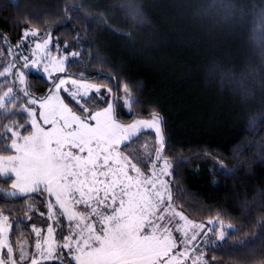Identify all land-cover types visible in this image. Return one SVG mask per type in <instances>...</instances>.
Masks as SVG:
<instances>
[{"label":"trees","instance_id":"1","mask_svg":"<svg viewBox=\"0 0 264 264\" xmlns=\"http://www.w3.org/2000/svg\"><path fill=\"white\" fill-rule=\"evenodd\" d=\"M128 2L0 0V71L16 48H27V29L77 53L66 74L111 87L118 120L153 112L162 117L160 156L171 163L174 205L190 220L219 217L243 229L228 230L223 242L206 248L207 256L219 264H264V119L250 126L264 117V0H224L242 10L232 16L207 10L214 0H132L147 17L142 25L126 16L121 5ZM79 3L84 8L69 7ZM100 16L107 24L96 22ZM12 84L11 77H0V94ZM27 84L37 97L51 88L34 71L27 72ZM125 84L139 101L130 109ZM16 103L20 111L25 98L16 96ZM11 119L26 117H0L5 124ZM127 145L124 151L143 167L141 161L161 148L153 132H142ZM10 184L0 176V187ZM43 204V195L0 193V209L12 223L11 241L32 234L30 220ZM63 255L46 264H74Z\"/></svg>","mask_w":264,"mask_h":264},{"label":"snow or ice","instance_id":"2","mask_svg":"<svg viewBox=\"0 0 264 264\" xmlns=\"http://www.w3.org/2000/svg\"><path fill=\"white\" fill-rule=\"evenodd\" d=\"M69 7L79 10L84 5L79 3ZM121 7L134 24L147 23L144 12L132 0ZM215 9L223 11L226 16L242 11L224 0H214L213 4L207 6V10ZM65 18L71 19L67 10ZM96 22L107 24L108 21L100 16ZM261 22L264 23V10L261 12ZM38 32L37 29L30 34L35 36ZM28 35L25 32V38ZM50 40L49 35L43 45L37 43V50L47 48ZM76 55L72 53L73 57ZM16 59L23 60L20 70L14 72L15 61H11L0 71V77L7 79L10 75L16 76L23 89H18L14 94L13 81L7 91L0 94V117L20 115L26 119H11L7 124L0 120V129H3L0 132V176L11 180L10 189L0 187V193L9 197L47 194L49 218L58 207L59 212L55 214L66 216L69 226L67 235L61 227L62 244L55 242L51 226L47 227L46 239L42 237L41 229L33 228L35 253L30 255L19 240L13 242L9 239L12 226L4 210L0 209V264H26L27 261L42 264V261L64 249L68 250L67 255L72 257L74 264H187L188 261L191 264H216L217 258L206 257L203 251L193 255L196 251L194 242L204 226L188 220L182 211L173 209L170 185L162 179L171 175L169 161L164 160L159 174L153 170L146 176L133 163L131 155H125L120 150L121 145L128 146L126 142L142 127H147L154 129L159 138L161 148L156 152V159L160 160L165 143L162 117L153 112L150 120L121 124L117 118V106L97 95L102 87L112 94L111 87L83 80L69 81L59 76L52 82L46 97L30 100L29 105L21 106L20 111H16V96L20 91L30 96L23 69L51 79L53 71H66L65 61L68 57L24 56ZM98 59L103 61L105 58L98 55ZM69 84L74 90L69 91L66 87ZM123 90L124 103L129 109L139 103L131 96L127 84ZM61 91L68 93L80 114L69 107L60 95ZM112 98L116 99L115 96ZM97 99L106 106L98 108L93 103ZM36 104L41 110L39 113L31 107ZM257 119L264 117L250 121L251 127H255ZM133 172L135 175H131ZM52 197L55 204L51 202ZM27 206L32 208V204ZM78 206H82V210ZM175 217H179V220L173 223ZM72 221L76 222L74 228ZM216 223L220 229L217 233L219 241L225 240V227L232 233L243 231L232 224L225 226L223 221L217 220Z\"/></svg>","mask_w":264,"mask_h":264},{"label":"rangeland","instance_id":"3","mask_svg":"<svg viewBox=\"0 0 264 264\" xmlns=\"http://www.w3.org/2000/svg\"><path fill=\"white\" fill-rule=\"evenodd\" d=\"M33 30H36V29H27V30H25V32L29 33L27 38H25V32H24V37H23V43L27 44V46H26L27 48H24V47L16 48L14 53L9 55V59H8V62H7L6 65H8L9 62H11V61H15V68L13 69V71L17 72V71L20 70V65L23 63V60L22 59L17 60L16 59L17 57L28 56V57H31V58H37V57H42V56H49V57L56 58V57H65L66 56V57H68V60L65 61V69H66L68 62L73 58L72 53L65 52L60 47L55 46V43H54L53 38L51 36H50L51 40L48 43L47 48H41L40 50H37L36 44L39 43V44L43 45L45 39L49 35L47 37L43 38V39H40L39 32L35 36L30 34L31 31H33ZM23 71H24L25 77L27 79V72L32 71V70L23 69ZM57 76H59L61 78L68 79L69 81H71L72 79H75V80H83V81H85L87 83H93L90 80L79 79V78L73 77L71 75H67L66 71L63 72V73H59V72L53 71L51 79H49L47 76H45L48 79V81L51 83V87H52V82L56 79ZM9 77H11L13 81H15L16 88L14 89V94L17 92L18 89H23V86L20 85L19 81L16 79V76L10 75ZM93 84H96V83H93ZM97 85H101V84H97ZM66 87L69 88V91L74 90L70 84L68 86H66ZM27 91H28V89H27ZM19 95H21L22 97L25 98V103L23 105V106H25V105H29L30 100H33V99L42 100L48 94L43 96V97H37V96H35L33 94H30V96H26V95H24L23 91L21 90ZM60 95L64 98L65 102L69 104V107L73 108L74 112H76L77 114H80L78 106L75 104L74 101L71 100V98L69 97L67 92L61 91ZM97 95H98V97L99 96H103L105 98L106 102H110V103L114 104V100L115 99L112 98L114 96L113 91H112V94H109V93H107L106 88L102 87L101 88V92L99 94H97ZM90 98L91 97H89V99ZM82 103H83V101H82ZM93 103L97 104L98 108H102V107L106 106L105 104H100L98 99L96 101H93ZM85 106H88V105H85ZM31 107L35 108L37 113H39L41 111L38 104L31 105ZM151 118L152 117L138 116L131 122H122L120 120H118V121L121 124L127 125V124H130V123H132V122H134L136 120H150ZM142 132H153L156 135L154 129L147 128V127H142L140 129V131L133 138L137 137ZM156 137H157V135H156ZM157 140H158L159 146H161L160 143H159V138L158 137H157ZM130 141L126 142V144H128ZM124 146L125 145H121L120 150L125 155H128L123 149ZM164 160L165 159L162 158V157H161L160 160H157L156 156L154 158L147 159V160L144 161V162H146V165H147L146 167H143V166L139 165L138 163H136L133 160L132 161H133V163H136L138 167L141 168V171L146 176H148V175L151 174V172L153 170H155L159 174L160 170L163 169V167H164ZM153 164H155V169H153ZM169 164H170L169 172L171 173V163H170V161H169ZM131 175H135V173L133 172V173H131ZM162 179L167 180L169 185H170V188H171V175L170 176H163ZM171 191H172V189H171ZM43 198H44L43 206L36 211V213L34 214V218H32V220H30V227H31V233L32 234L30 236H27V237L23 238L22 241H20L22 244L25 245L26 251L30 255L35 253L36 236H35V233L33 232V228L41 229L42 230L41 235H42V237L44 239H46L47 235H48L47 227L51 226L54 229L53 237H54V240H55V242L57 244H62L63 243V241L61 239V235H60L61 227H63L64 234L65 235L68 234L69 221H68L67 217L66 216L61 217L59 215H56L55 213L59 212V209L57 207L56 209H54V214H53L52 218H49V211H48V208H47V203H48V199L49 198L47 197V194H44ZM51 202L53 204H55V198L54 197L51 198ZM78 208H81V210H82V206H78ZM173 209L175 211H177V212L181 211L180 209H178L174 205V202H173ZM169 215H171V212H169ZM177 220H179V217H175L173 223H175ZM188 220H190V219H188ZM210 220L213 221V223L210 224L209 223ZM217 220L223 221L219 217H211V218L203 220V221L190 220V221H193L196 224H201V225L204 226L203 231L199 232V234L197 236V239L194 242L195 245H196V251L193 252V255H197L201 251L205 252V250H206V248L208 246H212V245H215L217 243L223 242V241H219L218 240L217 233L220 231V229H219L218 223H216ZM8 222L12 226V223H11L9 218H8ZM75 223H76L75 221L71 222L73 228L75 226ZM180 223L182 224L183 221H180ZM223 223L225 224V226H227L229 224V223H226L224 221H223ZM209 229H212V231H209ZM228 230L229 229H227V227H225L226 233H227ZM10 235H11V231L9 233V239L11 240V236ZM189 247L191 248L192 245H189ZM67 252H68V250L64 249L63 251H60L57 255H54L52 258L45 259L44 261H42V264H46L47 262H49L51 260H59V259L62 258V256H64L63 254H65V253L67 254ZM206 257H208L207 254H206ZM26 264H30V261H27ZM187 264H191V262L188 261ZM216 264H219V263L216 262Z\"/></svg>","mask_w":264,"mask_h":264}]
</instances>
